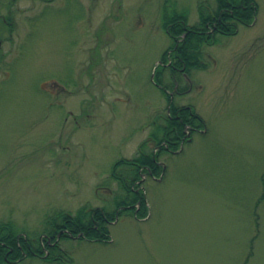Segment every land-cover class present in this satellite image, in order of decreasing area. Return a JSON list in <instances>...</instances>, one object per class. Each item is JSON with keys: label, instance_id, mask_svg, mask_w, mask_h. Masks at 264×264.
Listing matches in <instances>:
<instances>
[{"label": "rangeland", "instance_id": "374dc122", "mask_svg": "<svg viewBox=\"0 0 264 264\" xmlns=\"http://www.w3.org/2000/svg\"><path fill=\"white\" fill-rule=\"evenodd\" d=\"M0 25V225L31 240L82 207L112 211L113 164L132 158L168 98L151 79L172 42L164 12L199 23L215 0H19ZM250 25L204 45L174 92L203 119L161 180L141 183L149 218L122 214L110 241L64 239L70 264H264V0ZM191 86V87H190ZM189 139V141H188ZM153 149V146H149ZM16 264H59L29 257Z\"/></svg>", "mask_w": 264, "mask_h": 264}, {"label": "trees", "instance_id": "16d2710c", "mask_svg": "<svg viewBox=\"0 0 264 264\" xmlns=\"http://www.w3.org/2000/svg\"><path fill=\"white\" fill-rule=\"evenodd\" d=\"M19 0H8V9ZM50 3L54 0H42ZM215 9L208 11L205 5H199V23L194 27L187 25L186 13L167 14L164 12L162 27L166 35L172 40L168 55L166 51L161 61L166 67H159L156 80L161 83L160 75L164 71L179 75L177 69L184 68V72L205 69L202 63V49L204 45L214 42L216 35L230 37L236 34L238 25L250 24L257 14L256 0H215ZM0 25L11 34L14 28L12 11L0 17ZM209 31H212L209 33ZM181 41L177 44V41ZM176 69V70H175ZM161 73V74H160ZM177 76V80H179ZM162 95L168 97L165 88ZM155 129L148 139L141 143L138 151L131 159L117 160L109 175L110 180L118 186L117 192L111 199L114 205L112 211L107 208L82 207L74 215L59 212L45 221L43 237L31 240L27 235L17 232L11 224L0 225V264H14L26 257H43L48 262L70 264L71 260L56 242L61 231L60 240L71 236H78L79 240L96 243H108L110 232L108 226L116 216L128 214L136 219H144L148 214L147 200L139 189L142 174L147 177L159 178L163 169L158 164L160 155L164 152H174L186 142L185 128L192 131L204 127V121L191 107L171 105L170 112L158 114L153 124ZM153 147L160 146L155 154Z\"/></svg>", "mask_w": 264, "mask_h": 264}, {"label": "flooded vegetation", "instance_id": "af4514ba", "mask_svg": "<svg viewBox=\"0 0 264 264\" xmlns=\"http://www.w3.org/2000/svg\"><path fill=\"white\" fill-rule=\"evenodd\" d=\"M176 87H177V84H176V86H175V90H176Z\"/></svg>", "mask_w": 264, "mask_h": 264}, {"label": "water", "instance_id": "95a60500", "mask_svg": "<svg viewBox=\"0 0 264 264\" xmlns=\"http://www.w3.org/2000/svg\"><path fill=\"white\" fill-rule=\"evenodd\" d=\"M154 77V74L152 75V78Z\"/></svg>", "mask_w": 264, "mask_h": 264}]
</instances>
